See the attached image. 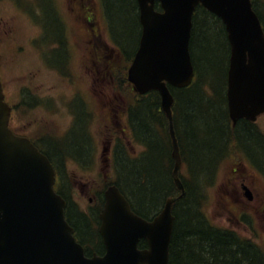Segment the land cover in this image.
I'll return each instance as SVG.
<instances>
[{"label": "trees", "instance_id": "16d2710c", "mask_svg": "<svg viewBox=\"0 0 264 264\" xmlns=\"http://www.w3.org/2000/svg\"><path fill=\"white\" fill-rule=\"evenodd\" d=\"M103 2L112 34L120 50L125 51L124 58L130 61L141 34L137 2ZM224 35L221 20L197 7L190 41L195 78L183 88L170 86L174 96L173 128L183 162L180 179L184 195L179 197L180 190L172 177L174 159L169 120L161 108L158 91L136 94L127 105V121L133 141L142 149L132 154L118 139L113 150V182L125 194L135 212L150 218L160 211L167 198L177 197L173 205L175 223L170 264H264V250L259 244L236 231L218 227L204 211L206 188L213 183L219 162L230 152L242 151L253 160L264 161V137L256 125L240 120L232 126L228 115L229 45ZM120 74L121 80L126 81L124 70ZM79 115L77 128L63 141L47 146L49 152L38 144L51 157L59 174L64 170L63 162L69 158L86 168L94 157L87 120L82 112ZM71 186L66 179L58 188L67 200L68 221L88 250L101 251L103 245L98 226L103 190L96 193L94 204L86 210L71 196ZM144 245L145 242L141 241L140 246Z\"/></svg>", "mask_w": 264, "mask_h": 264}, {"label": "water", "instance_id": "95a60500", "mask_svg": "<svg viewBox=\"0 0 264 264\" xmlns=\"http://www.w3.org/2000/svg\"><path fill=\"white\" fill-rule=\"evenodd\" d=\"M137 1L142 33L128 79L139 93L156 89L161 95L172 141V177L182 196L174 99L167 83L184 87L192 81L189 40L195 5L201 2L220 16L228 32L227 102L233 123L264 112V33L250 0H159L163 11L154 9L155 0ZM8 117L0 84V264H169L176 198H168L147 220L131 210L116 185H110L99 215L105 253L87 257L65 219L66 201L53 189L51 162L28 138L11 132ZM246 194L250 197L249 191ZM141 238L146 248H138Z\"/></svg>", "mask_w": 264, "mask_h": 264}, {"label": "rangeland", "instance_id": "374dc122", "mask_svg": "<svg viewBox=\"0 0 264 264\" xmlns=\"http://www.w3.org/2000/svg\"><path fill=\"white\" fill-rule=\"evenodd\" d=\"M5 1L0 0V68H3L2 75L7 94L15 103L19 99L20 87H26L31 93L44 99V104L35 107L17 105L14 125L17 123L27 125V133L30 136L61 134L72 121L69 99L75 94L89 102L96 116L90 129L92 145L96 149L93 165L81 168L69 164L64 170L65 178L73 183L74 199L82 208L89 209L93 201H88V197H93V190L102 186L106 177L114 178L111 167L112 153L108 150L103 152V149L111 139L110 128L111 125L114 126L113 118L119 115L106 107L110 106L111 99L114 101L113 91L118 90L120 82L116 75L110 80L106 77L113 65L121 64V56L116 50L113 51L107 65V75L101 77L104 72L93 62V59L96 60L93 48L84 46L81 41L83 31L78 19H75V16L80 15L69 10L63 0L64 5L57 2L56 11L67 24V37L74 39H70L72 45L70 43L69 61L62 73L50 67L45 60L49 46L44 41L41 42V21L40 19L36 21L37 0H19L13 5ZM53 1L55 3V0ZM19 4L27 11V16L20 12ZM93 9L101 26L98 32L112 45L98 1L95 3L93 1ZM77 12L84 13L82 8H77ZM30 13L31 18L28 17ZM43 19L46 21L44 16ZM49 19L53 24V17ZM223 38L225 39V35ZM79 46L82 47L78 48ZM110 48L111 46L108 54ZM121 87L120 93L131 94L126 85L121 84ZM100 91L105 92V95ZM106 100L108 104L105 105L103 103ZM256 123L264 132V114ZM129 147L131 150L140 149L139 146ZM242 184L256 188L261 195L254 190L253 200H248ZM205 198L204 211L215 225L235 230L264 247V182L245 156L238 151H232L222 161L215 170L213 183L206 188ZM242 216H245V219Z\"/></svg>", "mask_w": 264, "mask_h": 264}, {"label": "flooded vegetation", "instance_id": "af4514ba", "mask_svg": "<svg viewBox=\"0 0 264 264\" xmlns=\"http://www.w3.org/2000/svg\"><path fill=\"white\" fill-rule=\"evenodd\" d=\"M18 1L19 0H6L5 2H8L13 5ZM93 1L94 3L96 2V0H64V3L67 5L69 10H71L73 13H76V15H80V17L75 16V19L76 18L78 19L77 21H79L80 28L83 31V33H81V35L83 36L81 41L85 44L84 46H88V47L91 46L93 48L94 54L96 55V60L94 61L93 59V62L95 64H98L100 66V69L103 70L104 73L101 75V77H104L107 75V65H108L109 57L113 55V51L115 49L113 47L110 48V54H108L109 44L108 41L102 38L101 34L98 32V29L100 30L101 26L99 24L97 14L93 9ZM101 1L102 2H99L100 5L101 6L103 5V7L105 8L103 0ZM57 2H61L64 5L63 0H55V3L53 0H37L36 12L38 14V19L36 21H39V19L41 21L40 24L42 29L41 42L44 41L49 46V51L45 53V60L47 64L50 67L56 68L57 70L63 73L65 64H67L69 61V46L71 43L70 39H74V38H70L69 36L67 37L66 35L68 31V27L67 24L59 17L56 11L58 10V8L56 7ZM19 8H20V12H24L25 14L27 13V11L22 9L20 4H19ZM77 8H82L84 13L83 14L78 13ZM43 16L44 18H46V21H44ZM51 16L53 17V24L49 19ZM28 17L31 18L32 14L30 13ZM81 47L82 46H79L78 48ZM0 54H1V50H0ZM0 72L2 74L3 72L2 67L0 68ZM110 77L112 78V76ZM19 90H20L19 99L15 104L19 106L24 104V105H29L31 107L44 104L43 101L44 99L31 93L28 88L20 87ZM100 92L105 95V92L102 91ZM113 93L116 96V92L113 91ZM100 97L102 98V95ZM69 101H73V104L75 105L73 110L76 113H78V115L80 114V112L83 113V117H86L89 114L90 112L89 102L83 99L80 95L75 94L72 98L69 99ZM103 104L105 105L108 104L107 100L104 101ZM111 109L113 110V108ZM10 126L13 129V131L17 134H22V135L28 134L27 125L25 124L20 125L17 123L14 125L11 123ZM41 141L45 143L46 146L49 145L53 146L54 144L57 143L56 139L52 135H42ZM258 162L264 167V161H258ZM251 190L253 192V195L255 196V192L253 191L252 187Z\"/></svg>", "mask_w": 264, "mask_h": 264}, {"label": "bare ground", "instance_id": "6f19581e", "mask_svg": "<svg viewBox=\"0 0 264 264\" xmlns=\"http://www.w3.org/2000/svg\"><path fill=\"white\" fill-rule=\"evenodd\" d=\"M202 8V7H201ZM207 11V10H206ZM198 29V28H197ZM162 190V189H161ZM158 192V191H157ZM178 211H180V210H178Z\"/></svg>", "mask_w": 264, "mask_h": 264}]
</instances>
